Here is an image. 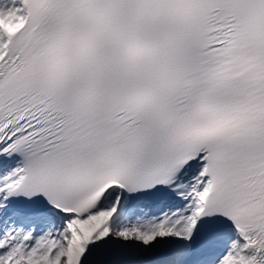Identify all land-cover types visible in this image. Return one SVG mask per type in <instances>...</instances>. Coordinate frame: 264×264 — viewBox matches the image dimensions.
Masks as SVG:
<instances>
[{
    "label": "snow or ice",
    "instance_id": "6c2138e0",
    "mask_svg": "<svg viewBox=\"0 0 264 264\" xmlns=\"http://www.w3.org/2000/svg\"><path fill=\"white\" fill-rule=\"evenodd\" d=\"M0 264H264V0H0Z\"/></svg>",
    "mask_w": 264,
    "mask_h": 264
}]
</instances>
